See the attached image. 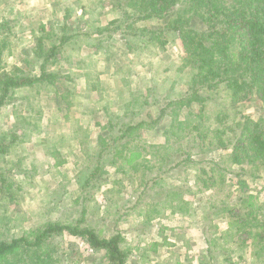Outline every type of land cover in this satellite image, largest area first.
Here are the masks:
<instances>
[{
  "label": "rangeland",
  "instance_id": "obj_1",
  "mask_svg": "<svg viewBox=\"0 0 264 264\" xmlns=\"http://www.w3.org/2000/svg\"><path fill=\"white\" fill-rule=\"evenodd\" d=\"M120 3L118 0H0V43L6 42L0 70L10 72L20 68L23 75L37 74L41 59L33 51L39 38L43 51L62 42L46 64L48 73L58 75L54 83L15 88L0 107V134H7L8 144L7 152L0 155V166L7 178V188L0 193V237L22 235L47 219L69 217L71 223L77 221L81 217L80 206L73 199L80 191L75 180L89 164L85 155L98 150L110 117H125L134 109L138 112L135 121L146 124L157 121L151 127L154 130L143 127L141 136L132 141L146 161L153 157L148 163L150 169L152 165L157 169L152 168L153 174L151 170L142 174L140 169L126 172L122 167L104 163L105 172L99 178L94 198L85 202V223L102 228L103 235L113 229L120 230L125 243L132 248L126 264H264L260 250L264 232L258 237L259 244L254 241V245L251 237L245 233L232 235L233 229L227 226V207L231 210L235 205L233 212L238 211V195L244 191L258 194L257 200L264 204V165L246 161L230 164V170L223 174L225 181L220 182L218 173L210 168L211 163L222 161L229 149L205 143L204 152L191 150L193 161L178 167L173 163L185 154L180 152L182 149L168 150L170 161L165 162L168 170H161L159 175L163 181L152 189L154 196L151 193L143 197L144 202L151 203L148 204L151 210L156 209L151 213L156 217L145 224L137 215L144 203L132 208L147 177L162 167L161 159L158 163V157L154 156H164L167 152L155 145L163 144L166 139L169 113L173 114L174 105L167 107L162 116L160 110L168 102L183 98L190 86L178 39L170 36L163 48L136 43L139 40L129 47L120 30H110L114 28L110 21L122 16ZM128 7L124 9L129 10ZM166 20L150 18L135 26L151 28L163 25ZM105 27L106 31L98 32ZM63 37L68 38L63 42ZM208 102L211 106L227 105L222 92L219 96L214 92V100ZM234 106L228 111L237 120L246 117L258 120L260 115L264 116V101L253 94ZM205 124V133L214 128L210 121ZM12 132L16 133L15 138ZM54 150L58 153L55 157L51 153ZM56 160L62 163L54 166ZM212 179L216 182L211 183ZM240 179L246 185L242 190ZM167 184H185L180 193L188 201L186 205L159 202L165 199ZM119 202H126L119 208L118 215L122 214V218L112 215L111 208L107 215L105 208ZM218 202L220 208H226L214 214L219 209ZM152 242L157 243L155 251L150 249ZM58 246L59 254H64L62 263L94 264L95 255L81 239L62 233ZM134 246H145L146 251L134 250Z\"/></svg>",
  "mask_w": 264,
  "mask_h": 264
},
{
  "label": "trees",
  "instance_id": "obj_2",
  "mask_svg": "<svg viewBox=\"0 0 264 264\" xmlns=\"http://www.w3.org/2000/svg\"><path fill=\"white\" fill-rule=\"evenodd\" d=\"M118 2H121L122 16L110 21L109 24L114 27L110 30H120L124 42L129 47L135 46L134 40H139L136 43L163 48L170 36L178 39L182 45V61L189 75L190 91L183 98L168 102L166 107L160 110L162 116L167 107L174 105L173 110L171 109L173 114L169 113L171 120L166 139L163 144L155 145V148L161 147L167 151L164 156L162 154L154 156L158 157V163L161 159L162 167L152 177H147L143 189L132 203V208L144 203L143 207L138 209L137 215L147 224L156 217L151 214L156 212V209L151 210L148 205L151 203L144 202L143 197L151 193L154 196L153 188L163 181L159 175L161 170L165 169V172L168 170L166 169L170 161L168 150L174 152L184 150L180 152L185 156L173 163L174 167H178L193 161L190 159V155L193 154L190 153L191 150L195 152L194 150L198 149L197 153L204 152L205 143L211 142L219 148L229 149L222 161L211 163L210 168L218 173L220 182L225 181L223 174L230 170V164H243L246 161L248 164L264 165V116L260 115L258 120L246 117L240 121L236 119V115L228 111L229 108H234L235 104L246 101L251 94L264 101V0H118ZM125 6L126 8L129 6V10L124 9ZM150 18L167 20L163 25L157 24L151 28L135 26V23ZM106 28L98 29V32L102 33ZM66 38L68 37L61 40L64 42ZM40 42L39 38L38 47L36 46L33 51V55L41 59L37 65V74L23 75L20 68H15V72L0 70V107L15 88L21 89L46 82L54 83L53 79L58 75L48 73L46 64L62 42L53 44L44 51ZM5 45V41L0 43V59ZM214 92L218 93V96L219 92H222V100L226 101L227 105L223 103L211 106L208 101L214 100ZM210 107H213V110L210 111ZM137 114L138 112L132 109L128 116L110 117L106 136L98 150L85 155L87 162L89 159V164L84 166L76 177L80 194L73 199V203L80 206L81 217L72 223L69 217L47 219L41 226L22 235L0 237V264H64L62 263L64 254H59L58 246L62 233L85 242L95 255L92 259L94 264H126L132 248L125 243L123 233L113 229L108 235H103L102 228L96 229L85 223L87 212L85 202L94 198L99 178L105 172L102 167L104 163L117 165V168L122 167L126 172L130 169H140L142 174L149 170L153 174L157 169L153 165L152 168L155 170L149 167L153 157L146 161L142 152L132 145L133 139L141 136L139 134L143 127L148 131L154 130L151 127L157 121L150 124L135 121L134 117ZM177 115L182 116V119L179 120L180 116ZM205 120L210 121V126L214 125V128L208 129L206 133ZM6 136L7 134H0V155L7 152ZM11 136L15 138L16 133L12 132ZM51 153L54 157L58 154L55 150ZM60 163L62 161L56 160L54 166ZM6 181L5 171L0 166V193L7 188ZM215 182L216 179H212L211 183ZM239 183L240 190L246 188L244 179H240ZM184 186L185 184H167L165 199L159 202L178 207L186 205L188 201L181 197L180 193ZM149 189L153 190L147 191ZM238 197L240 198L238 211L233 212L235 205L231 210L227 207L229 212L227 226L233 229L232 235L245 233L252 238L254 245L255 242L259 244L258 237L264 232V204L257 200L258 194L244 191ZM125 203H110L105 208L107 215L110 214L108 208H111V214L121 219L123 215H118L119 208ZM218 208L217 211H213L214 214L222 208L224 210L226 206L220 208L218 202ZM204 217L205 214L202 218ZM208 243L211 245L213 241L208 239ZM150 245L153 251L157 249L156 242ZM133 249L146 251L145 246L141 248L134 246ZM260 250L264 254V244L260 245ZM66 258L68 260L69 257Z\"/></svg>",
  "mask_w": 264,
  "mask_h": 264
}]
</instances>
